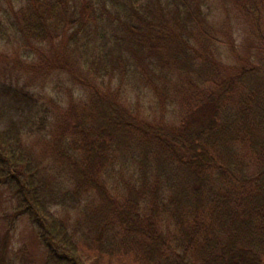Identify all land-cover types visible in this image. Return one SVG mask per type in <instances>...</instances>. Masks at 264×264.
Returning <instances> with one entry per match:
<instances>
[{
    "label": "trees",
    "instance_id": "obj_1",
    "mask_svg": "<svg viewBox=\"0 0 264 264\" xmlns=\"http://www.w3.org/2000/svg\"><path fill=\"white\" fill-rule=\"evenodd\" d=\"M210 1L0 0V264L22 217L44 264H264V55ZM213 1L264 49V0Z\"/></svg>",
    "mask_w": 264,
    "mask_h": 264
},
{
    "label": "rangeland",
    "instance_id": "obj_2",
    "mask_svg": "<svg viewBox=\"0 0 264 264\" xmlns=\"http://www.w3.org/2000/svg\"><path fill=\"white\" fill-rule=\"evenodd\" d=\"M211 6V15L209 22H212V26L217 27L214 28V35L217 37L220 43H217L219 58L222 62L227 64H234L237 62L235 58L238 55L241 58H246L251 56V58L255 59V55L258 53L259 55H264V49H261V46L257 42L254 37L253 31L250 27L248 21L244 18L238 17L233 12L230 16V22H226L224 19L225 13L221 10V8L212 0L208 3ZM222 27L223 33L220 32ZM227 39H231L235 45L236 51L231 52L227 45ZM11 46V45H10ZM12 49V46H11ZM259 49V50H258ZM7 53L9 50H6ZM0 54H3L2 49L0 47ZM260 55V56H261ZM263 57V56H261ZM3 63L0 62V70L2 69ZM62 81L65 85H68L66 78H62ZM122 89L129 93H131L132 99H135L138 95V99L143 102L145 101V95H147L145 89L137 85L136 81H133L131 78H128L122 83ZM74 88V87H73ZM75 89V88H74ZM47 91L50 92L49 87ZM51 93V92H50ZM53 93V92H52ZM77 93V91H76ZM11 203L8 202L7 194L0 188V218L5 217L10 222L11 218ZM61 217H68V213L66 211H60ZM78 216L75 215L74 212L70 213V223L74 225V222L77 220ZM1 223V221H0ZM15 228L12 231L11 239H10V249H18V248H26V250L32 254L35 264H44V251L42 247L39 245L34 231L32 230L31 226L28 224L24 217L20 218L15 223ZM0 227H4V225L0 224ZM1 229V228H0ZM78 232L83 234L82 224L79 228ZM4 230V229H3ZM84 244L81 243L82 253L84 255H89L86 248L83 246ZM93 264H134L131 260H107V259H96L93 261Z\"/></svg>",
    "mask_w": 264,
    "mask_h": 264
}]
</instances>
